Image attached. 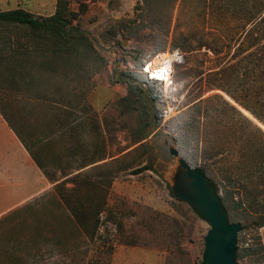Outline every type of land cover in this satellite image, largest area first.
<instances>
[{
	"label": "rangeland",
	"instance_id": "1",
	"mask_svg": "<svg viewBox=\"0 0 264 264\" xmlns=\"http://www.w3.org/2000/svg\"><path fill=\"white\" fill-rule=\"evenodd\" d=\"M67 1L77 14L73 24L102 58L83 61L79 78L62 67L49 72L52 65L43 63L48 53L38 50L37 57L30 48V62L23 70L16 67L13 82L7 74L10 49L1 45L0 104L58 181L43 176L0 118V264H200L208 225L176 200L154 169L132 171L145 164L167 169L170 146L192 167L203 168L219 194L224 187L234 191V200L242 203L232 211L233 222L242 226L238 238L248 236L253 246L259 237L264 248V226L256 225L264 215V145L218 116L213 110L214 104L221 107L218 99L196 119L189 111L198 100L218 94L264 132L248 111L212 89L217 80L212 72L256 29L264 0ZM56 5L57 0H0L1 11L23 9L37 18L54 14ZM121 20L136 22L116 36L107 34ZM22 36L13 30L5 38L21 42ZM167 50H178L183 62L174 67L165 91L147 84L138 71ZM211 50L222 53L216 57ZM141 90L147 113L136 94ZM153 92L161 93L156 102L149 100ZM146 138L160 152L158 162L153 150L144 152ZM10 139L18 142L22 159L7 150ZM90 161L97 162L82 167ZM74 175H86L102 188L97 200L104 199V211L93 238L63 211L55 192L63 182L64 193H74ZM247 264H264V250L251 252Z\"/></svg>",
	"mask_w": 264,
	"mask_h": 264
},
{
	"label": "trees",
	"instance_id": "2",
	"mask_svg": "<svg viewBox=\"0 0 264 264\" xmlns=\"http://www.w3.org/2000/svg\"><path fill=\"white\" fill-rule=\"evenodd\" d=\"M76 19L77 14L69 10L67 0H57L54 14L46 18H37L23 9L0 10V54L2 52L1 45L5 43L10 49L8 54L10 62L8 66L11 67L7 69V74L11 81L14 82L13 77L17 74L16 72L18 70L16 67H22L23 70L25 68L23 64L30 62V57L32 56L31 49L33 48L35 49L32 51V53H35L34 56L38 57V50L48 53L47 59L43 63L48 62L52 65L49 72L56 73L57 67H62L61 71L63 73L72 70L71 72L77 78L80 77V73L84 70V67H82L83 61L88 58H91V61H102V58L96 56V53L92 50L93 47L87 34L77 24H73V21ZM135 22V20H121L118 24L110 26L106 32L111 36H116L119 31L126 30L130 23L134 24ZM13 30L22 31L24 40L21 42L15 40L10 42V38H5L6 34L12 33ZM254 30L257 31L255 34L253 33ZM251 36L254 38L252 42H249ZM245 45L246 47H244ZM221 53L212 51V54L216 57H219ZM212 76L217 78L212 86L213 90H220L226 93L234 102L239 104L258 122L264 125V8L262 17L257 22L256 29L251 28L245 33L244 38L239 42L230 60L221 63L212 72ZM239 81L240 84H238ZM28 82H31V79ZM231 85L236 86H234V89H231L229 87ZM136 94L142 99L143 113H147L145 109V97L140 92ZM160 96L161 93L153 92L150 94L149 100L156 102ZM216 99L221 101V107L215 104L213 106V110L218 116L223 114V117H226L227 120L231 119L234 122L235 130L238 128L240 133L244 135H255L252 142L257 145H264V132L218 94L200 99L192 104L189 111L192 112L193 119H196L204 113H208L209 108ZM226 110L230 111L232 115L227 114ZM0 116L13 131L43 176L50 182L58 181V179L48 175L47 170L37 156V151L26 143L21 133L11 123L9 116L1 104ZM236 122H240V124ZM149 151H152V148L147 144L144 147V152ZM100 160L103 161L104 158ZM96 162L90 161L82 167L93 165ZM94 167L100 166L96 165ZM128 168L133 169V167H127L125 169ZM146 170L153 169L149 164H145L132 171L138 174ZM202 170L204 171L203 168ZM67 175L62 174V177H66ZM70 182L76 187L75 192L72 194H70L71 191H68L69 193L67 194L64 193L67 190L64 189L65 184L62 185L63 182L56 184L55 192L59 194L60 207H63V211L69 212L84 231H90L91 237L93 238L98 231L100 213L104 211L103 207L105 205L104 199L101 201L97 200L98 192L102 189L101 185L98 184L99 182H92L86 175H74L70 178ZM81 186L86 188L84 194L80 191ZM167 188L170 190L168 185ZM217 191L219 193L218 188ZM222 192V195L220 194L222 204L227 211L230 221L233 222L234 217L232 211L240 208L242 203L240 200H234V191L231 188L224 187ZM170 193L172 194L171 190ZM92 200L91 207H86L89 210L84 209L83 205L89 204ZM259 217L260 221L256 225L262 227L264 226V215L261 214ZM254 240L253 246L244 250H238L237 260L244 256H249L251 252L256 254L263 253L264 248L260 242V238L256 237Z\"/></svg>",
	"mask_w": 264,
	"mask_h": 264
},
{
	"label": "water",
	"instance_id": "3",
	"mask_svg": "<svg viewBox=\"0 0 264 264\" xmlns=\"http://www.w3.org/2000/svg\"><path fill=\"white\" fill-rule=\"evenodd\" d=\"M140 92L145 96L144 90ZM146 143L157 155L158 162V149L149 138H146ZM168 153L172 160L167 169L151 168L168 185L176 200L187 204L196 217L208 225L200 264H237L241 224L230 221L216 185L201 168L192 167L180 156L176 146H170Z\"/></svg>",
	"mask_w": 264,
	"mask_h": 264
},
{
	"label": "built area",
	"instance_id": "4",
	"mask_svg": "<svg viewBox=\"0 0 264 264\" xmlns=\"http://www.w3.org/2000/svg\"><path fill=\"white\" fill-rule=\"evenodd\" d=\"M182 62L183 55L178 50H167L144 62L138 73L147 84H159L166 91L171 86L174 67ZM163 114L165 115L166 112L164 111ZM238 239L239 248L241 249L249 248L252 245L248 236L239 237ZM237 264H247V256L237 260Z\"/></svg>",
	"mask_w": 264,
	"mask_h": 264
},
{
	"label": "crops",
	"instance_id": "5",
	"mask_svg": "<svg viewBox=\"0 0 264 264\" xmlns=\"http://www.w3.org/2000/svg\"><path fill=\"white\" fill-rule=\"evenodd\" d=\"M0 118L2 119V117L0 116ZM18 140V139H17ZM10 141V143H8L7 145H8V148H7V150H11V151H13L14 153H13V155L14 156H16V155H19L20 157H21V159H22V150H20L19 149V147H18V142L20 143V141L18 140V142L16 143V141L15 140H12V139H10L9 140ZM21 144V143H20ZM21 146L23 147V145L21 144ZM24 148V147H23ZM26 151V150H25ZM27 152V151H26ZM38 168V167H37ZM40 171V170H39ZM41 172V171H40Z\"/></svg>",
	"mask_w": 264,
	"mask_h": 264
},
{
	"label": "flooded vegetation",
	"instance_id": "6",
	"mask_svg": "<svg viewBox=\"0 0 264 264\" xmlns=\"http://www.w3.org/2000/svg\"><path fill=\"white\" fill-rule=\"evenodd\" d=\"M145 97V96H144ZM154 120H155V117H154ZM165 145H166V142H165ZM169 148V147H168ZM157 157V155H155ZM159 158H160V152L158 154Z\"/></svg>",
	"mask_w": 264,
	"mask_h": 264
}]
</instances>
